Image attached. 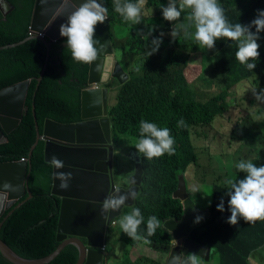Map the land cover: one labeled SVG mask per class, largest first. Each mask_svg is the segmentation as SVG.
Segmentation results:
<instances>
[{
	"label": "trees",
	"instance_id": "trees-1",
	"mask_svg": "<svg viewBox=\"0 0 264 264\" xmlns=\"http://www.w3.org/2000/svg\"><path fill=\"white\" fill-rule=\"evenodd\" d=\"M8 1L13 5V9L5 16L0 13V46L27 40L16 46L0 49V89L26 79H29L30 83L24 101L27 112L17 127L5 136V141L0 143V162L28 157L36 138L35 124L41 131L45 119L60 123H72L80 119V91L87 87L89 71V63L72 60L65 47L67 38L60 37L49 45L47 65L37 83L45 63L46 48L40 40L28 38L34 0ZM168 2L169 0H146L142 8V21L134 25L125 22L114 11L113 0H103V6L108 8L106 21L110 43L122 54L119 58L116 54L114 56L128 75L122 84L114 78L111 79L113 82L105 84L109 91L115 90V94H110L107 99V117L113 133L111 136L114 141L121 140L125 134L139 137V123L144 119L159 127L169 128L175 138V155L169 156L165 153L161 157L148 160L141 154L142 178L139 190L133 204L123 209L125 213H129L133 207L141 209L145 218L138 230L141 235H146L149 216L155 215L160 222L167 218L179 220L181 217L182 203L173 195L178 185V177L190 166L195 176L202 170L200 154L191 139V127L209 125L216 117L231 109L226 97L232 85L247 78H251L253 87L264 85V31L259 33L260 39L257 43L260 45V55L252 71L236 59L237 44L221 37L216 41L213 50L201 46L204 56L201 58L200 67L203 69L204 65V68L214 70V79L203 76L208 80V84L221 81L224 87L211 94L205 101L194 98L192 85L199 86V65L189 64L188 60L190 54L200 45L192 39L184 38L182 34L176 40L170 36L172 29L168 28L169 23L156 12L157 6H165ZM219 2L228 20L233 24L239 22L247 25L255 18L258 9L264 10V0ZM179 22L187 23L184 19ZM126 27H129L130 35L118 42L116 29ZM194 30L189 28L190 32ZM251 30L255 32V28ZM154 38H160L162 43L158 51L148 57L147 51ZM207 62L210 64L208 67ZM136 68L140 70L136 71ZM181 118L187 127H177V121ZM236 125L234 123L230 128L229 135L230 141L237 142L238 145L226 153V166L225 160L220 166L224 170L226 167L232 168L234 172L231 174L225 170V176L214 172L209 184V218L194 227L189 237L212 248L211 254L216 253L219 264H264V256L260 252V249L264 248V221L247 223L240 219L237 225L226 222L231 213L227 204L229 197L225 195L227 189L221 179H240L245 175L235 167L242 159V141L232 136ZM115 150L113 177L115 181L122 182L123 179L127 180L134 164L129 156L122 154L123 152L117 156L118 150ZM246 153L248 156L253 153L258 156V152L253 149H246L245 157H248ZM122 157L131 162L124 169L119 165ZM30 161L28 185L32 196L14 208L5 219L0 218V238L20 257L35 259L48 255L59 244L56 240V225L60 200L58 196L50 194L51 166L43 160L42 140L33 148ZM205 174L203 171L202 176ZM26 194L20 200L24 199ZM221 197L224 198L225 205L223 212L217 211ZM108 234L107 259L112 256L117 242H122L128 247L142 242L164 251L170 244L169 232L161 224L155 234L147 238L150 243L132 240L122 232L118 223L109 227ZM121 253L124 259L117 264H137L136 261H139H130L127 247L122 248ZM77 257V248L73 244H67L52 260L44 264H75ZM0 264L13 263L0 254ZM150 264L161 263L151 260Z\"/></svg>",
	"mask_w": 264,
	"mask_h": 264
},
{
	"label": "water",
	"instance_id": "water-1",
	"mask_svg": "<svg viewBox=\"0 0 264 264\" xmlns=\"http://www.w3.org/2000/svg\"><path fill=\"white\" fill-rule=\"evenodd\" d=\"M83 0H34L29 29L32 32L28 38L40 40L46 48L45 63L37 79L41 80L48 61V49L51 42L59 39L60 25L75 10V6ZM13 9L8 0H0V13L4 16ZM42 33L45 38L37 36ZM94 40L104 45H97V59L89 63L87 87L80 91V119L72 123H60L45 119L41 131L35 124L36 138L31 146L26 160H11L0 162V196L7 209L18 199L15 207L32 196L28 178L31 171L30 156L39 140L43 141V160L50 163L55 155L64 162V168H52L50 194L58 196L59 213L56 225V240L59 244L46 256L27 259L17 255L1 238L0 254L13 264H44L52 260L67 244H73L78 250L75 264H102L105 254L108 230L111 221L121 213L111 212L110 219L105 221L100 212V202L115 189L112 172L110 123L107 117L108 86H102L109 79H116L120 84L128 78L118 61L112 57V49L108 34V22L95 26ZM17 43L0 46V49L16 46ZM107 69H106V65ZM106 70V71H105ZM105 76H109L105 79ZM30 80L26 79L0 89V143L5 136L15 129L22 116L27 112L24 106L26 92ZM105 139H103V138ZM133 174L128 177V188L120 189L121 193L133 191L138 193L141 183L140 156L135 150ZM130 158V155H129ZM132 158V157H131ZM106 162L109 163L106 166ZM58 172H70L72 179L69 187L64 190L59 187ZM5 184L8 187H5ZM182 203L183 210L179 220L167 218L164 226L170 233V244L166 249V258L162 264H175L176 255L194 253L201 261H207L211 248L193 241L189 234L191 230L209 218L208 210H199L186 190L184 177H178V185L173 193ZM134 200L126 201L125 206H131ZM13 211H8L10 214ZM202 217L199 223L194 222ZM2 221L0 222L1 226ZM107 257V256H106Z\"/></svg>",
	"mask_w": 264,
	"mask_h": 264
},
{
	"label": "clouds",
	"instance_id": "clouds-1",
	"mask_svg": "<svg viewBox=\"0 0 264 264\" xmlns=\"http://www.w3.org/2000/svg\"><path fill=\"white\" fill-rule=\"evenodd\" d=\"M145 3L146 0H136V2L113 0V8L125 22L138 25L142 21V8ZM160 7L163 18L169 22L178 21L182 13L187 10V14L183 18L187 23H175L172 27L170 36L173 40L182 34L184 38L192 39L196 44L213 50L217 40L221 37L227 38L237 44L236 59L245 65L249 71L255 69L256 61L260 55L258 51L260 45L257 41L260 39L259 33L264 31V10L258 9L255 18L249 24L244 25L239 22L231 23L219 0H169L166 7L163 5ZM107 19L108 8L103 6V0H99V2L98 0H83L82 3L75 6V10L59 28L60 36L67 38L65 47L70 52L72 60L88 64L97 59V45H100V48L104 45L93 38L95 26ZM189 28L195 30L190 32ZM252 28H255V32L251 30ZM31 34L30 31L29 35ZM37 36L45 38L42 33L37 34ZM161 43L160 38H154L151 41V47L147 51L148 57L158 51ZM135 70L139 71L140 69L136 68ZM253 93L256 100H261L264 97V89L259 93L256 91ZM177 127H187L183 118L177 121ZM134 147L139 154L148 160L161 157L165 153L172 156L175 155L176 151L175 138L171 135V130L167 127H159L157 124L144 119L140 120L139 137ZM26 159L28 157L19 160ZM50 166L62 169L65 165L62 160L53 155ZM235 167L245 175L240 179L228 178L224 181L227 189L225 195L229 197L227 201L228 211L231 213L226 222L230 225H237L240 219L247 223L264 221V165L257 167L251 160H240ZM57 179L60 181L59 187L66 190L70 186L72 174L70 172H58ZM5 187L8 185L5 184ZM129 199L135 200L136 193L128 191L122 194L119 187L115 188L100 202V212L103 219L108 221L110 219L109 214L119 211ZM19 201L21 200L18 199L15 203L17 204ZM15 203L10 207L16 206ZM5 204L4 202L0 208L4 207ZM15 206L12 209L16 208ZM224 210V198L221 197L217 211L223 212ZM201 219L202 217H197L194 222L199 223ZM144 222L145 218L138 207H133L129 213L119 217V227L124 234L132 240H143L145 243H150L147 238L155 234L161 222L155 215L149 216L146 222V235H141L138 230ZM109 226L113 225L110 224ZM173 259L175 264H200V256L194 253L179 254Z\"/></svg>",
	"mask_w": 264,
	"mask_h": 264
},
{
	"label": "rangeland",
	"instance_id": "rangeland-1",
	"mask_svg": "<svg viewBox=\"0 0 264 264\" xmlns=\"http://www.w3.org/2000/svg\"><path fill=\"white\" fill-rule=\"evenodd\" d=\"M168 3L165 5V7ZM156 12L162 15V10L160 6L156 7ZM185 13H182L180 19L178 21L169 22L168 28L172 29L173 25L181 20H183ZM116 38L118 42H122L125 38L130 35L129 27L124 29L117 30ZM203 48V47H202ZM199 46L198 49L193 51L189 56V64L199 65V77L197 81L198 87L194 88L195 95L194 98L205 101L211 94L215 93L218 89H222L224 87V83L221 81L212 82L208 84V80L205 79L207 77L213 78V69L200 67L202 64L201 58L204 56V51ZM112 54L119 58L122 56L121 51L111 45ZM210 64L207 62V67ZM108 64L106 65L107 69ZM106 71V70H105ZM196 74V73H194ZM205 78H204V77ZM109 76H105L107 79ZM220 80V79H219ZM108 82V81H107ZM113 82V80H112ZM115 84V83H114ZM243 88V89H242ZM262 89H264V85L254 86L251 83V78L244 79L238 82L236 85H232L228 90L226 100L231 105V109L224 113L222 116H218L214 119V121L205 126L191 127V139L195 146L196 151L200 154V161L202 163V170H199L197 176H195L192 166L188 167L184 174V180L186 184V189L188 195L193 200L197 209L208 210L207 206L210 204V180L214 176V172L218 174H224L225 170L229 171L231 174L234 172L232 168L226 167V169H222L221 162L225 160L226 153H229L238 145L237 142L230 141L231 135H229L230 128L236 123V127L233 130L234 137H238L241 139V160H251L257 167L264 165V97L261 100H256L253 92L259 93ZM200 93V94H199ZM115 94V90H111L108 93V97ZM108 106V101H107ZM247 115V116H246ZM246 116V117H245ZM245 117V118H244ZM241 118V119H240ZM244 118V119H243ZM243 119V120H242ZM193 128V129H192ZM110 134L113 135L111 131L110 124ZM138 137L135 135L125 134L121 140L111 142L112 147L118 150L117 156H120L123 152L124 155L127 156L132 155V150H135L134 144ZM246 149H253L255 152H258V156L254 153L249 155L246 153L248 157H245ZM116 152V151H115ZM137 152V151H136ZM140 156V154L137 152ZM255 155V156H254ZM131 164V162L126 161L125 158H121L119 161L120 168L124 169ZM226 166V160H225ZM132 167V166H131ZM130 167V168H131ZM205 172V176H202V172ZM181 176V175H179ZM203 178V179H202ZM226 177H222L221 181H223V185ZM198 207L204 208L200 209ZM122 215V214H121ZM118 216V224H119ZM162 227L164 226V221L161 222ZM113 241V237L110 238ZM115 244V249L112 250V255L114 257H120V245H122L121 249L124 247L129 248L122 242H117ZM142 242H138L136 246H134L133 251L138 249ZM146 245V244H145ZM130 249V248H129ZM119 250V251H118ZM260 252L264 256V248L260 249ZM133 256H137L136 253ZM122 258V257H121ZM139 259V258H138ZM121 260V259H120ZM140 261V259H139ZM136 261V262H139ZM119 262V261H118ZM117 262V263H118ZM204 264H219L218 257L216 253L211 254V258L208 261H203Z\"/></svg>",
	"mask_w": 264,
	"mask_h": 264
},
{
	"label": "crops",
	"instance_id": "crops-1",
	"mask_svg": "<svg viewBox=\"0 0 264 264\" xmlns=\"http://www.w3.org/2000/svg\"><path fill=\"white\" fill-rule=\"evenodd\" d=\"M187 194H188V192H187ZM3 204H4L3 196H0V206H3ZM124 207H126V206H124ZM124 207L122 208L121 213L119 214V216L121 214H126L124 212V210H123ZM198 208L204 209V208H201V207H198ZM117 219H118V216L113 218V221H115L116 225L118 223ZM169 235H170V233H169ZM116 244H118V243H116ZM137 244H138V242H136L134 246H136ZM134 246L129 247L130 249L128 248L129 249L128 256H129L131 262H133V261L135 262V260H137L139 258L140 261L136 262L137 264H150L151 260L158 261L159 263L162 264L164 262L166 256H167L166 251L158 250L154 246H148V245H145V244H141L138 249L133 251V249H135V248H133ZM121 247H122V245H120V251L118 250L120 252L121 256L120 257H114L112 255L109 259H107V257H106L107 254H108V251H107V249L105 247V251H103V252L106 253V254H105V257H104V260H103L102 264H117V262L120 261V259L123 261L124 258L122 257ZM114 249H115V245H114ZM134 253H136L137 256H133ZM210 255H211V253H210ZM209 260L210 259H208L207 261L209 262ZM200 264H204L203 261L200 260Z\"/></svg>",
	"mask_w": 264,
	"mask_h": 264
},
{
	"label": "flooded vegetation",
	"instance_id": "flooded-vegetation-1",
	"mask_svg": "<svg viewBox=\"0 0 264 264\" xmlns=\"http://www.w3.org/2000/svg\"><path fill=\"white\" fill-rule=\"evenodd\" d=\"M112 45V44H111ZM112 57H113V59L116 61V59H115V56L112 54ZM108 82H112V80L111 79H109L108 80ZM107 82V83H108ZM106 84V83H105ZM102 86H104V84L102 85ZM109 98V97H108ZM103 138V137H102ZM103 139H105V138H103ZM106 140V139H105ZM111 142H114V139H113V137L111 136ZM113 148V153H112V157H111V165H112V172H113V166H114V164H115V154H116V150H115V148L114 147H112ZM137 151V150H136ZM123 154V153H122ZM127 154L128 153H126V156H127ZM141 155V154H140ZM132 157V158H131ZM137 157H136V155L135 154H133L132 153V155L130 156V159L133 161V159H136ZM138 159V158H137ZM140 160H141V157H140ZM106 164V166H108L109 165V163L108 162H106L105 163ZM133 164H135L134 163V161H133ZM140 164H141V162H140ZM52 166H51V177H52ZM133 171H134V168H133V170H132V172L127 176V180H125V179H123V181L122 182H120V180H117V181H115V179H114V182H115V188H117V187H119L120 189H127L128 188V177L130 176V175H132L133 174ZM51 188V187H50ZM10 208H12V207H10ZM11 209H9V208H7V209H3V207H1L0 208V218H2L3 217V219H5L9 214H8V211H10ZM12 213V212H11ZM2 220V219H1Z\"/></svg>",
	"mask_w": 264,
	"mask_h": 264
},
{
	"label": "built area",
	"instance_id": "built-area-1",
	"mask_svg": "<svg viewBox=\"0 0 264 264\" xmlns=\"http://www.w3.org/2000/svg\"><path fill=\"white\" fill-rule=\"evenodd\" d=\"M23 159H24V158H23ZM114 224H115V221L112 220V221H111V225H114Z\"/></svg>",
	"mask_w": 264,
	"mask_h": 264
},
{
	"label": "bare ground",
	"instance_id": "bare-ground-1",
	"mask_svg": "<svg viewBox=\"0 0 264 264\" xmlns=\"http://www.w3.org/2000/svg\"><path fill=\"white\" fill-rule=\"evenodd\" d=\"M126 53V52H125ZM180 73H181V71H180ZM178 74V73H177ZM176 75V74H175ZM178 76V75H177ZM240 78V77H239ZM229 86V85H228ZM243 89V88H242ZM182 115V114H181Z\"/></svg>",
	"mask_w": 264,
	"mask_h": 264
}]
</instances>
